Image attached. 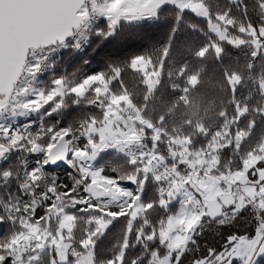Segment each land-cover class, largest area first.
<instances>
[{"label": "snow or ice", "instance_id": "1", "mask_svg": "<svg viewBox=\"0 0 264 264\" xmlns=\"http://www.w3.org/2000/svg\"><path fill=\"white\" fill-rule=\"evenodd\" d=\"M191 7L207 14L203 0ZM155 9V0L151 5L133 0H0V110L16 102L14 107L25 110L54 105L55 112L69 94L79 97L93 90L96 99L105 96L110 87L103 72L71 85L58 77L47 91L18 87L30 48L64 40L93 13L106 17L114 30L121 17L139 18ZM249 28L264 39V26ZM39 68L36 63L28 71ZM232 87L235 91L236 85ZM30 93L34 98H26ZM108 100L107 105L101 100L103 120L82 122L80 132L87 138L83 144L73 143L71 126L44 130L42 125L33 133L0 125V158L15 147L44 154L20 184L27 198L5 204L0 211V222L7 219L15 226L0 237V264H39L46 249L48 264H264V142L243 155L239 167L221 168L220 154L233 146L238 151L248 135L244 130L223 143L216 139L222 135L217 132L209 143L196 147L192 137L164 140V133L152 126L149 150L129 154L134 170L108 175L92 163L100 152L143 139L141 132L114 127V116L123 119L117 103L131 101L115 94ZM246 111L238 108L236 123ZM58 162L72 169L69 180L45 171ZM13 174L11 169L0 173L6 178ZM154 183L159 184L155 194H146ZM85 214L89 227L77 237ZM121 223L118 250L102 257L98 238ZM137 247L140 250L132 254Z\"/></svg>", "mask_w": 264, "mask_h": 264}, {"label": "trees", "instance_id": "2", "mask_svg": "<svg viewBox=\"0 0 264 264\" xmlns=\"http://www.w3.org/2000/svg\"><path fill=\"white\" fill-rule=\"evenodd\" d=\"M203 2L209 9L210 20L174 5H164L155 16L120 19L114 30L109 28L106 19H100L89 30L86 49L75 54L72 48H63L54 56L39 81L41 86L50 88L53 81L61 76L71 85L90 74L103 72L109 80L110 91L100 99L95 98L93 90L78 98L69 94L60 109L43 118V124L46 127L71 126L73 133L79 134L82 122L93 117L98 121L103 120L105 110L101 100L103 105H107L108 96H126L144 120L164 133V140L169 137H192L194 146L199 147L209 143L217 132L226 130L225 138L234 139L236 131L244 130L248 135L239 150L233 146L220 154L221 168L239 167L241 157L264 142V39L259 32L256 33L263 43L262 48L257 49L250 41L251 36L241 31V28L248 30L250 24L264 26V0ZM220 16L233 21L228 26L230 34L249 41L236 45L228 40H220L210 30V21L218 22ZM214 44L219 46V52ZM202 49H207L203 56L199 54ZM253 52L258 54L253 56ZM139 57L150 59L156 69L160 68L159 81L152 92L146 84L144 73L132 67ZM233 75L240 78L235 91L229 80ZM195 77L196 83L191 84L190 79ZM90 100L93 102L90 103ZM245 107L246 113L239 116L236 123L238 108ZM51 108L52 105H48L46 110ZM33 118L37 116L34 114ZM251 121L255 122L253 127L249 126ZM148 129L145 132L152 135ZM226 139H222V143ZM97 165L112 176L126 175L135 168L129 157L113 149L101 152ZM0 169V173L11 169L17 175L15 178L0 175V211H3L5 204L27 197L20 187L24 178L21 176L23 167L16 158L3 164ZM60 169L47 168V173H59ZM158 188L159 184L154 183L146 194L154 195ZM86 221L85 214L80 221L77 237L88 228ZM12 230L14 228L6 219L1 222L0 237ZM122 232L121 223L98 238L97 248L102 257L118 250L117 241ZM139 250L137 247L130 251L136 254ZM48 262L49 253L46 252L39 264Z\"/></svg>", "mask_w": 264, "mask_h": 264}, {"label": "built area", "instance_id": "3", "mask_svg": "<svg viewBox=\"0 0 264 264\" xmlns=\"http://www.w3.org/2000/svg\"><path fill=\"white\" fill-rule=\"evenodd\" d=\"M102 18L108 20L102 15L93 13L90 15L84 25L80 26L72 33L68 40L55 45L31 49L28 54L25 70L21 75L18 87L32 85L35 83V80H37L38 78L40 79L43 73L49 68V65L54 56L63 48L70 47L73 49L75 54L83 52L86 49L89 41V30ZM36 63L40 64V68L35 72H29L28 69H30L32 65ZM21 99L23 100L25 99V97H21ZM15 103L16 102H10L4 109L0 110V125L10 127L12 130L20 129L21 131L27 130L34 132L37 126V122L32 116L34 110H25L19 107H14L13 105ZM120 114L123 116V118H125L123 127L120 126V128H126L127 130L141 132L143 134V139L140 143L132 142L130 144H126L123 146V151L128 154L137 155L139 153L148 151L152 145V140L149 139L151 135H148L145 130H143L138 126V124H136V122L133 123L132 118H134L135 116L134 109H120ZM25 125L28 126L27 129H25ZM111 149L112 147H108L101 152H105ZM43 156L44 154L42 152H30L28 151L27 147H15L10 149L4 157L0 158V167L10 161L12 158H16L17 163L24 168L36 167L37 162L41 161L43 159Z\"/></svg>", "mask_w": 264, "mask_h": 264}, {"label": "rangeland", "instance_id": "4", "mask_svg": "<svg viewBox=\"0 0 264 264\" xmlns=\"http://www.w3.org/2000/svg\"><path fill=\"white\" fill-rule=\"evenodd\" d=\"M230 1H232V2H237L238 0H230ZM133 2H134V3H144V4L151 5V4L154 2V0H133ZM192 2H199V0H155V3H156V9H155V12H154V13H151V14H148V15H145V16H142V17L155 16L156 13H157V11H158L161 7H163L164 5H174V6L178 7L179 9L192 11V12H194L197 16L202 17V18H206V19H209V20H210V12H209L208 7L204 4V2H203V4L206 6V9H207V14H206V15L204 14V11H203V10L197 12L196 10L192 9V7H191V3H192ZM142 17H139V18H137V17H133V18L121 17V19L125 18V19H129V20H136V19H140V18H142ZM223 17H224V19H220V18H219V21H218V22L210 21V30H211L213 33H215V34L218 36V38H219L220 40H228L229 42H232V43H234V42H236V41H242V43H239V44L234 43V44H236V45L244 44L245 42L249 41V40H247V39H245V38H243V37H241V36H237V35L230 34V28H229L228 26L231 25L232 23L229 24V23H228V19L225 18V16H223ZM107 21H108V20H107ZM108 22H109V21H108ZM243 32H244V33H247L248 35L251 36L250 41L256 45L257 49H261V48H262L263 43H262V41L257 37L256 33L253 34L250 28H249L248 30L244 29ZM220 33H223V34H224L223 37L220 35ZM229 37L231 38V40H229ZM256 42H258V43H256ZM217 46H218V45L214 44V47H215L216 50L219 52V51H220V48H219V46H218V47H217ZM132 67H133L134 69L139 70V71H141V72L144 73V75H145V77H146V84H147V86H148V88H149V91L152 92V91L156 88V86H157V84H158V81H159V74H160V68H157V69H156L155 66L151 63L150 59L145 58V57H139V58H137V59L133 62ZM90 75H93V74H90ZM231 77L233 78L232 81H231V84H232V85H233V84L236 85L237 83H239V82H237L236 79H235V77H237V75H233V76H231ZM238 77H239V76H238ZM239 81H240V79H239ZM40 82H41V81H39V78H38L37 80H35V83L31 85V89H32V90H35V91H38V90H40V89H44L45 91L50 90L51 87H50V88H46V87H44V86H41L42 84H40ZM53 82H54V81H53ZM190 82H191V84H195V83H196V77L190 79ZM52 87H53V85H52ZM74 95H75V94H74ZM106 95H107V94H106ZM75 96H76V95H75ZM66 97H67V96H66ZM66 97H65V98H66ZM79 97H80V96H79ZM124 97H126V96H124ZM28 98H34V97H33V95L30 93L29 96H28ZM65 98H64V100H65ZM77 98H78V96H77ZM75 102H78V100L75 101ZM108 103H109V101L107 100V104H108ZM124 103H125L126 105L123 106L122 104H120V103L118 102V103H117V107L120 108L121 110H125L126 108H132V109H134L135 116H134V118H132L133 123L136 122V124H138V126H139L140 128H142L143 130L152 127V125H151L148 121H146V120H144V119L142 118L141 114H140V113H139V112H138V111H137V110L131 105V103L129 104L127 101H125ZM47 106H48V105H44L43 108H41L40 110H34V111H33L32 116H34V114H35V116H37V118H35V119H36V121H38L37 127H36V129H35L34 132L40 130L42 125H43V127H44V130H46V129L48 128V127H46V126L43 124V118H44L46 115H48L49 113H51V112H52V109L47 111V110H46V107H47ZM53 106H54V105H52V107H53ZM121 116H122V115H121ZM122 117H123V116H122ZM91 119H92V118H91ZM113 119H115V120L117 121L116 124H114V127H120V126L123 127L124 119H125V118L120 119V118L114 116ZM45 127H46V128H45ZM156 129H158V128H156ZM158 130H159V129H158ZM34 132H33V133H34ZM225 132H226V130H225L223 133H221L222 135H221L220 137H217V140H219L221 143H222V141H221L222 139H226V138H225ZM73 136L75 137V139L73 140V143H74V144H81L80 141H82V140L86 141V139H87L86 137H84V136L81 135V132H80L79 134H74V133H73ZM226 140H228V138H227ZM226 140H225V141H226ZM112 149L115 150L116 152H118V153H122V154H124V155H126L127 157L130 158V155H129L128 153H126L125 151H123V147H122V149H121V146H116V147H112ZM97 159H98V157H97ZM97 159H96V161H95L93 164H94L96 167H99V166L97 165ZM22 167H23V166H22ZM32 168H33V167H32ZM32 168H27V167L24 168V167H23V169L21 170V176H24L25 172L28 171V170H30V169H32ZM0 170H1V169H0ZM45 171L47 172V168L45 169ZM0 172H1V171H0ZM69 172H72V169H71L66 163H64V164L61 166V169L59 170V173H57V172H53V173H50V174H51V175H55V176H57L60 180H69V177H68V175H67V173H69ZM13 176H14V178H15L17 175H16V174H13ZM5 178H6V177H5ZM7 178H8V177H7ZM23 179H24V178H23ZM69 182H70V181H69ZM121 183L124 184V185H126V186H128V187H134V185H133L131 182H129V181L121 182ZM9 223L11 224V226H12L13 228L15 227L14 224H13L10 220H9ZM88 227H89V225H88ZM46 252H48L47 249L41 254V258H42V256H43Z\"/></svg>", "mask_w": 264, "mask_h": 264}, {"label": "water", "instance_id": "5", "mask_svg": "<svg viewBox=\"0 0 264 264\" xmlns=\"http://www.w3.org/2000/svg\"><path fill=\"white\" fill-rule=\"evenodd\" d=\"M76 30V29H75ZM74 30V31H75ZM73 31V32H74ZM72 32V33H73ZM72 33L69 35V36H67L64 40H59V39H57V40H55V41H53L51 44H49V45H55V44H59V43H62V42H64V41H66V40H68V38L72 35ZM49 45H40V46H36V47H33V48H30V50L31 49H34V48H42V47H45V46H49ZM30 50H29V52H30ZM29 52H28V54H29ZM28 54H27V57H28ZM27 60V59H26ZM64 164V162H58L54 167H48V168H50V169H57L58 167H61L62 165ZM0 226H1V222H0Z\"/></svg>", "mask_w": 264, "mask_h": 264}, {"label": "bare ground", "instance_id": "6", "mask_svg": "<svg viewBox=\"0 0 264 264\" xmlns=\"http://www.w3.org/2000/svg\"><path fill=\"white\" fill-rule=\"evenodd\" d=\"M96 161V160H95ZM95 161H93L92 163H94Z\"/></svg>", "mask_w": 264, "mask_h": 264}]
</instances>
